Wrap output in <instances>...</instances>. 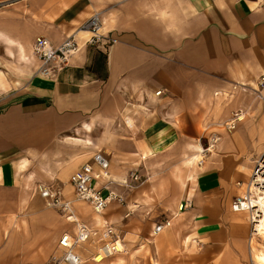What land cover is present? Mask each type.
Masks as SVG:
<instances>
[{
    "label": "crops",
    "instance_id": "crops-1",
    "mask_svg": "<svg viewBox=\"0 0 264 264\" xmlns=\"http://www.w3.org/2000/svg\"><path fill=\"white\" fill-rule=\"evenodd\" d=\"M94 12L114 41L83 47L51 77L37 73L35 39L59 45ZM0 43L24 62L0 100V264H51L60 255L59 238L76 224L47 207L37 187L74 201L71 177L97 151L109 169L96 187L107 184L124 203L100 213L72 205L88 227L124 232L126 251L101 264L138 254L141 264H253V251L264 259L248 212L232 210L264 154V88L256 85L264 0H29L0 16ZM242 83L262 98L233 88ZM241 109L246 119L224 129ZM209 124L217 140L199 165ZM165 220L170 226L153 235Z\"/></svg>",
    "mask_w": 264,
    "mask_h": 264
},
{
    "label": "built area",
    "instance_id": "built-area-1",
    "mask_svg": "<svg viewBox=\"0 0 264 264\" xmlns=\"http://www.w3.org/2000/svg\"><path fill=\"white\" fill-rule=\"evenodd\" d=\"M102 26L100 13L94 12L79 30V32H87V35L83 36V38L78 37V32L67 37L56 46L52 45L46 38H36L32 51L40 63L37 73L44 77H51L54 71L67 66L70 59L79 53L83 47L88 45H109L114 40L103 33ZM256 85L259 88H264V76L257 80ZM159 93L160 91L156 94ZM238 118V114L235 113L233 118L226 123V129L229 131L234 130L239 122ZM209 146L210 143L206 149ZM94 165L99 168L97 172L94 170ZM108 169V159L100 151H97L92 157V162L86 163L81 170L74 173L71 177L70 182L74 189L75 199L89 203L97 213L102 212L113 201L124 203L120 195L107 188V184L102 188L95 187L94 181L96 179L108 177ZM258 176H261V179L264 180V154L257 159L254 165L251 176L246 183L245 194L239 196L232 204L233 211L248 212L250 241L261 237L258 226L259 212L248 201L251 196V193L249 194L251 188L257 187L261 192L264 191V181H258ZM130 178L136 181L138 180V175L133 173ZM121 184L126 187L131 186L128 179H125ZM237 185H241V183H237ZM37 191L44 199L47 207L59 210L66 220L75 223L77 226L73 235L63 234L59 238L57 247L61 252L60 255L51 257V264H82L85 258L78 252L80 249L88 251V259L94 264H101L113 254L121 252L124 245V236L120 229L110 224H104L99 228L88 227L78 220L73 210L72 202L63 197L60 189L39 185ZM184 206L186 207L188 204L180 205L179 210H182ZM169 226V220L160 222L154 227L153 234L157 235Z\"/></svg>",
    "mask_w": 264,
    "mask_h": 264
},
{
    "label": "rangeland",
    "instance_id": "rangeland-1",
    "mask_svg": "<svg viewBox=\"0 0 264 264\" xmlns=\"http://www.w3.org/2000/svg\"><path fill=\"white\" fill-rule=\"evenodd\" d=\"M28 1L29 0H0V16H3L5 14L11 15L13 7H15L16 5H19V4L28 3ZM9 46L10 45H4V44L0 43V100L11 89V88H9V86H11V79L10 78L14 77V73H16V71L19 72L20 70L23 69L22 67H23V63H24V62L22 63V61L20 60V57H17L15 54H13V52L10 50ZM3 72L5 73L4 77L1 76V73H3ZM5 77H6V79H5ZM8 83H10V85ZM233 115H232V117H233ZM245 119H246V113H244V119L241 120L240 122L244 121ZM224 124H225L224 129H226L225 128L226 123H224ZM213 126L214 125L209 124L205 127V131H206V133H208L209 137L205 141L206 143L203 145L204 149H206V146H208V144L211 142L210 139L214 135L213 133L216 132L214 129L212 130ZM216 127H217V125H216ZM211 152L209 151V153H211ZM204 161H205V159H204ZM204 161L199 163V160H196L195 162H197V164H199V165H202L204 163ZM122 234L124 236V232ZM256 241L259 244L264 245V238H262V237L257 238ZM125 242H126V238L124 236V243ZM125 251H126V249L123 246V249L121 250V252L123 253ZM253 259H254L253 264H264V259L261 258V255H260V257L256 256L254 251H253ZM128 264H141V254H138L137 260H134L132 263H128Z\"/></svg>",
    "mask_w": 264,
    "mask_h": 264
},
{
    "label": "bare ground",
    "instance_id": "bare-ground-1",
    "mask_svg": "<svg viewBox=\"0 0 264 264\" xmlns=\"http://www.w3.org/2000/svg\"><path fill=\"white\" fill-rule=\"evenodd\" d=\"M80 32L84 33L85 36L87 35V32H85V31H80ZM233 88L235 90H237V92L239 90L241 92H251L254 95H256L257 97L262 98V95L260 94L258 87H252V86L247 85L246 83H242V84L233 85ZM244 111L245 110L241 109V112L237 113L238 117H239L238 118L239 122L244 119V113H245ZM232 118H230L229 120H231ZM225 128H226V126H225ZM216 140H217V138L213 135L211 140H210L211 142H210L209 148L208 149H204V148L201 149L200 153L196 157H194V159L199 160V163L203 162L205 157L209 154V151L211 152L214 150ZM98 179H102V177H99ZM257 179H258V181H264L261 179V176H258ZM95 187H96V185H95ZM250 191H249V194L251 193V196H250L248 201H250L251 205L256 207L257 211L259 212V225H258L259 226V234L261 235V237H264V191L261 192L257 187L251 188ZM75 201L79 202L80 200H77L74 198V201H71L72 204ZM80 202H84V201H80ZM84 203H86V202H84ZM72 207H73V205H72ZM73 210H74V208H73ZM75 229H77L76 225H75ZM253 250L260 251L262 253V255H264V245H262V244H260V246L257 249L254 248Z\"/></svg>",
    "mask_w": 264,
    "mask_h": 264
}]
</instances>
